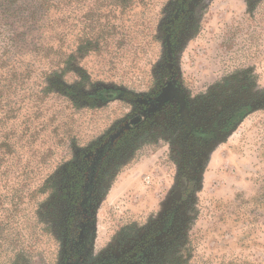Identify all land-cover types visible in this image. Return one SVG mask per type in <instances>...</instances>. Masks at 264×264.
Instances as JSON below:
<instances>
[{
	"label": "rangeland",
	"instance_id": "rangeland-1",
	"mask_svg": "<svg viewBox=\"0 0 264 264\" xmlns=\"http://www.w3.org/2000/svg\"><path fill=\"white\" fill-rule=\"evenodd\" d=\"M172 80L214 136L176 100L135 128L89 259L264 264V0H0V264L63 263L79 152Z\"/></svg>",
	"mask_w": 264,
	"mask_h": 264
},
{
	"label": "flooded vegetation",
	"instance_id": "flooded-vegetation-1",
	"mask_svg": "<svg viewBox=\"0 0 264 264\" xmlns=\"http://www.w3.org/2000/svg\"><path fill=\"white\" fill-rule=\"evenodd\" d=\"M157 96L146 100H149L151 103ZM185 100V116L182 117L181 114V119L185 127L194 138L200 141H210L214 134L200 132L197 127L193 125L187 113L186 95ZM170 101L166 102L159 109L166 106ZM178 104L180 107L179 102ZM142 106L144 109L140 111V113L115 127L104 139H102L99 145L85 153L79 152L78 160L82 169H80V171H73L74 178L68 187L70 200L61 205L62 209L67 213L65 224H63L64 258L62 264H114L113 259H105V261L100 262H98V260H100L98 259L99 257H95L96 259H89L90 256H92L91 251L94 244L96 203L99 196V187L110 172L109 165H111L116 158V152L119 150L121 143L126 140L127 136L131 134L135 128L142 126L154 115V113L156 114L159 111V109H157L155 112L149 113L151 105L143 103ZM136 117H139L140 121L136 124H131V120ZM126 124H130V127L126 128L118 138L111 140L112 135ZM57 207H59V204Z\"/></svg>",
	"mask_w": 264,
	"mask_h": 264
},
{
	"label": "water",
	"instance_id": "water-1",
	"mask_svg": "<svg viewBox=\"0 0 264 264\" xmlns=\"http://www.w3.org/2000/svg\"><path fill=\"white\" fill-rule=\"evenodd\" d=\"M176 99L180 103L182 117L185 116L186 100L185 93L181 88L180 84L176 80L170 81L162 90V92L150 103L149 100L140 99V103L150 104L149 113L155 112L157 109L162 107L166 102ZM146 115V114H144ZM140 121L139 117L131 120V124H136ZM130 124H126L123 128L118 130L112 135L111 140L118 138L126 128H129Z\"/></svg>",
	"mask_w": 264,
	"mask_h": 264
},
{
	"label": "trees",
	"instance_id": "trees-1",
	"mask_svg": "<svg viewBox=\"0 0 264 264\" xmlns=\"http://www.w3.org/2000/svg\"><path fill=\"white\" fill-rule=\"evenodd\" d=\"M72 90H74V89H72L71 87L64 88V95L68 96L72 101L78 100V99H80L82 101L84 100L83 95H78L77 93H75ZM42 92L44 93V92H46V90H43ZM1 120H2V123L6 122V120L4 118H1ZM2 146L7 149V150L5 149L7 152L4 151V153H2V157L0 159V163L4 162V160H6V158H8V155L14 153V151L11 150V147H10V145L8 143H3Z\"/></svg>",
	"mask_w": 264,
	"mask_h": 264
}]
</instances>
